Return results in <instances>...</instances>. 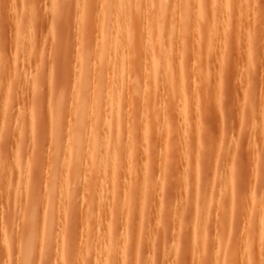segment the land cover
I'll use <instances>...</instances> for the list:
<instances>
[{"label":"rangeland","instance_id":"rangeland-1","mask_svg":"<svg viewBox=\"0 0 264 264\" xmlns=\"http://www.w3.org/2000/svg\"><path fill=\"white\" fill-rule=\"evenodd\" d=\"M102 1L0 0V264H25L29 261L25 260L26 251H31L27 252L30 264H66L68 255L63 253H70L68 259L74 257L71 254L77 256L73 258L77 261L72 260L70 264H264V0H199L198 7L205 6L206 12L199 8L202 12L192 15V10L185 27L178 19L179 7L191 0H171L167 29L173 31L175 41L166 57L178 58L179 64L174 65L180 69L181 77L177 79L182 82L176 79L177 85L178 89L182 88L186 100L182 102L189 109L185 110V117L178 110L181 89H177L178 99L176 95V100L168 96L167 101L161 92L163 100L159 92L156 95L161 99L157 96L154 99L152 87L147 93L149 96L154 92V96L150 94L149 103L146 101L147 93L142 91L145 81H139L150 50L144 52L147 50L143 37L147 13L140 6L136 24L142 25L139 29L135 26L132 34L137 37V49L142 46L138 50L141 52L134 50L127 62H131L130 67L127 64L124 67L128 70H120L123 74L127 72L126 79L117 73L118 77L121 75V86L125 83L128 87L135 82L130 74L138 76L137 80L142 77L139 81L132 78L138 87L143 86L139 87V94L134 93L138 99L134 95L128 98L129 103L123 100L127 102L125 112L122 111L125 124L121 125L123 128H115L117 133L113 131L112 137L118 149V160L115 159L118 166L115 163L114 168L118 169L107 170L111 171L110 175L103 169L101 174L105 171L108 177L99 175L103 183L100 187L98 171H93L92 163L85 162L93 128L86 122L82 131L77 128L83 134L76 133L74 128L73 133L69 125L72 120L78 121L75 109L82 100H86L83 104L87 107L83 109H92L94 101L91 102L90 93L95 88L89 90L91 80L94 78L93 86L97 88L100 77L98 81L104 87L112 83L108 81L109 76V80L114 79H111L113 61V68L108 64L101 70L104 62L100 58L99 29L108 25L107 19L102 18ZM204 16L208 23L203 20ZM154 45L156 42L151 46V54L159 53L158 45ZM132 60L136 61L135 66ZM86 65L91 74L85 70L84 75ZM108 73L111 75L107 76ZM86 75L90 82L88 77H83ZM79 77L85 88L77 83ZM161 83L163 87L169 86L168 81L167 86ZM158 85L161 86L160 82ZM78 87L81 89L74 90ZM82 87L84 91H91L85 92V97ZM79 91L82 95L77 96ZM72 95L81 97L80 103L75 98L70 102ZM57 98H60L57 108L65 112L64 118L51 122L48 107L55 105ZM73 100L77 106L72 107ZM88 100H91L90 110ZM182 117L190 129L182 123ZM101 122L103 128L104 121ZM172 127L176 130L172 131ZM101 128L100 135L104 132ZM189 130L190 136H187ZM74 134L84 135L78 141L82 146L87 143L86 148H79L82 152L86 149L85 156L80 150L67 153L68 137H76ZM105 135L108 134L105 132ZM127 149L132 153L130 158L125 156ZM75 153L86 157H81L85 164L82 167L81 158H75ZM67 155L69 158L73 155L69 159L71 165L75 163L73 169L67 163L62 164L67 161ZM68 169L74 171V178L64 173ZM58 176H64L66 185ZM62 184L72 194L65 192ZM59 193L72 198L71 205ZM55 205L60 206L57 213L61 221L54 217L56 213L50 214ZM50 207L55 208L50 210ZM52 216L58 220L55 224Z\"/></svg>","mask_w":264,"mask_h":264},{"label":"bare ground","instance_id":"bare-ground-1","mask_svg":"<svg viewBox=\"0 0 264 264\" xmlns=\"http://www.w3.org/2000/svg\"><path fill=\"white\" fill-rule=\"evenodd\" d=\"M102 1V0H101ZM134 1V0H133ZM132 0H104V1H102L103 2V4L101 5V6H103V7H101V9H103L104 8V12H103V17L102 18H105V19H107V23H108V25L107 26H104V25H102V26H104V27H99V28H101V29H99V30H101V35H102V38H101V36H100V34H99V36L100 37H98V39L100 40V38L102 39V51L101 50H99V51H101L102 53H101V57L100 58H102V61L104 62L103 63V65H102V61L101 62H99L98 61V63H101V65H102V67H101V70L104 68V66H106L107 67V65L108 64H110V66L112 67V65H111V62L113 61V66H114V68H113V70H112V72L111 73H114V74H110V73H108V75L107 76H109V74L112 76L111 77V79L114 77V79H112V80H109L110 79V76H109V79H108V81H112V83L111 84H108L106 87H104V85L102 84L103 82H99L98 80H101V77L99 78V79H97V81H96V85L98 86L97 88H96V86H93V84H95V80H94V78L91 80L92 81V83L90 84L91 85V87L89 86V85H86L87 86V88L88 87H90L89 88V90H91V88H95V90H94V92H93V90H91V91H89L88 89V91L86 90V91H84V89H83V87L85 88V84H82L83 83V81H81V79H80V77L78 78V82L77 83H81V85H83V87H82V89H83V96L85 95L86 96V93L85 92H91L90 94L92 95H90V98L92 99V101L91 102H93L92 103V105L94 104L95 105V107L94 106H92L91 104V107H92V109L90 108V105L88 104V103H90V101L89 102H87V104L89 105V110L90 111H88L87 109L85 110V109H83V108H85L86 107V104L84 105L83 103L84 102H86V100L84 101V100H82L81 101V103L80 102H78L79 101V99L81 98V97H78L77 98V96H79V95H82V93L79 91V92H77V94H76V92H75V94L77 95L76 96V98H75V96L74 95H72V96H70L71 97V101L70 102H72V98L74 99H77V102L78 103H80V104H78V108L77 107H75V108H77V109H75V110H77V115H76V118L78 119V121H76V122H74L75 120H72L73 121V123H72V121H71V124L69 123V121H68V123L70 124L69 126L70 127H72V128H70L69 130H71V129H76L75 131H78V132H76V133H79V132H81L82 130L81 129H83L84 127H86L85 125H86V122H87V125H89L88 127H90L91 128V130H92V128H93V131H91L90 130V128L89 129H87V130H90L91 132L89 133V131H88V133L90 134V140H89V142L87 141L89 138V134H88V136L87 137H85V138H87V140H86V142H88L89 143V145H90V147L89 146H86V147H88V149L90 148V151L87 149V151H88V153H85L86 152V147H85V145L87 144H84V143H82V144H84L83 146L81 145V143H79V141L81 140V139H83L82 138V136H84L85 135V131L86 130H84V135H82L83 134V132H81L82 134H77L78 136H80V138H77L78 136H76L75 134V136L76 137H72V136H69L68 137V146L67 147H69V152L67 151V153H70V154H72V153H74V152H78L80 149V146H82V147H85L84 149H85V151H83L85 154H87V158H86V161L85 162H90V164L92 163V165H94L95 166V170H93L94 172L97 170L98 172H97V179L100 177L99 175H102V177L103 176H105L104 178H106V177H108V175L105 173V171H104V175L103 174H101V172L103 171V169H105L106 171L107 170H114L115 168V163H117V166H118V162H116L118 159H117V155H118V149L116 150V148H115V146L113 145V144H115L116 142H114L113 143V140L114 139H112V137H113V131L114 132H116L115 131V128H120V127H122L123 128V122H124V115H123V112H125V110L123 111V109L125 108V107H127V102L129 103V100H128V98L129 97H133L135 94H136V91H137V93L139 94V92L138 91H140V89H139V87H142L143 86V84L142 85H139V87L137 86V84H138V82L137 81H139L141 78H139V80H137L138 79V76L136 77V76H134V74L132 75V74H130V76H134L135 78H136V80H135V78H132L131 77V79H133L135 82H132V84L131 83H129V85H127L128 87H126L125 86V83H124V85H122V86H124V88L125 89H123L122 88V86H121V84L119 83L120 81H119V79L121 78V75H120V77H118L119 76V72H120V70H124L123 72H125V71H127L128 69H124V67H125V65L127 64V62H128V60H130L129 59V55H131V53L132 52H134V50H136L137 49V47H136V44H137V42H138V40L136 39L137 37H135V35L134 34H132V33H134L135 31H136V27L135 26H137V29H139V26H140V28H141V25L142 24H139L138 25V23L136 24V17H137V14L138 13H140L141 12V9H140V6H143L142 8L144 9V10H146L145 11V13H147L146 15H144V16H146V17H144V19H146V21H144V24H145V29L143 28V30H145V34H146V36H143V33L142 32H140V33H142L141 35L143 36V37H145V46L147 47V50L145 51L144 50V52H147L148 50H150V51H148V52H150V55H149V53H147V55H148V61H149V63H147L148 61H145L144 60V62H145V68L144 69H142V70H144L145 72H144V75L142 74V76H143V78H144V76H145V80L142 78L139 82H141L142 80L143 81H145V82H143V83H145L144 84V86L142 87V91H144L145 93L144 94H146L147 93V91H148V93H149V90L150 89H152V87H154V89H155V91H154V89L153 90H151L150 92H152V91H154L155 92V96H154V92L153 93H150V94H153V96H154V99L156 98V96L157 97H159V96H161L162 97V99H161V97H159L161 100H163V96H162V94L163 95H166L167 97V101L168 100H170L169 99V97H171V99L174 97V99H175V95H176V99H178V95L177 94H179V92L177 91V89H178V82H177V76H179L178 74H181L180 73V69H179V67H177L176 69H175V65L174 64H177L176 63V60H178V58L177 59H175L174 58V56H172V58L170 57H168L169 59H167V57H166V55L167 54H169V47H171L172 46V48H174L173 46H174V39H173V37H172V34H173V31H171V32H169L168 31V29H167V22H168V18H170V16L168 15V13H169V8L171 7V5H170V3L172 2L171 0H135L134 2H133ZM177 1V0H176ZM175 1V2H176ZM193 0H191V3H189L188 1H185L184 3L182 2V4H181V6L179 7L180 9H179V17H178V19L179 20H181L183 23H184V27L187 25V24H189L187 21L189 20V14L192 12V10H193V14L192 15H194V14H197V11H198V9L199 10H204V12H206V8H205V6H204V8H201V7H198V6H200V4L201 3H199V0L198 1H196V0H194L193 2H192ZM222 1V0H221ZM221 1H218V2H221ZM231 1V0H230ZM101 2V3H102ZM174 2V1H173ZM200 2H202V1H200ZM247 2V1H246ZM181 3V2H180ZM86 4V3H85ZM176 4V3H175ZM221 4V3H220ZM247 4V3H246ZM178 5H180V4H178ZM223 5H224V3H223ZM176 7V6H175ZM223 7H226V6H222V8ZM218 8V7H217ZM219 8H221V7H219ZM222 8H221V10H222ZM196 9V10H195ZM224 9V8H223ZM88 10V9H87ZM174 10H176V9H174ZM173 10V11H174ZM228 10V9H227ZM85 11V10H84ZM102 11V10H101ZM140 11V12H139ZM195 11H196V13H195ZM219 11V10H218ZM176 11H174L173 13H175ZM199 12V11H198ZM202 12V11H201ZM201 12H199V13H201ZM144 13V14H145ZM86 14V13H85ZM201 15V14H200ZM199 15V16H200ZM203 15H204V13H203ZM205 15H206V13H205ZM207 15H208V13H207ZM210 15V14H209ZM86 16V15H85ZM169 16V17H168ZM175 16H176V13H175ZM198 16V15H197ZM197 16H195V17H197ZM100 17H101V15H100ZM172 17H173V15H172ZM189 17V18H188ZM87 19H89L88 17H86ZM141 18V17H140ZM140 18H139V20H140ZM199 18V17H198ZM204 18H205V16H204ZM200 19L202 20V17H200ZM85 20V19H84ZM103 20V19H102ZM170 20V19H169ZM174 20H175V18H174ZM178 20V21H179ZM191 20V19H190ZM204 21H206V18L205 19H203ZM202 20V21H203ZM100 21H101V18H100ZM173 21V20H172ZM176 21V20H175ZM175 21H174V23H175ZM180 21V22H181ZM203 21V22H204ZM209 21V20H208ZM86 22V21H85ZM105 22V21H104ZM142 22V21H141ZM185 22L187 23L186 25H185ZM192 22V21H191ZM197 22V21H196ZM207 22V21H206ZM205 22V23H206ZM170 23V22H169ZM174 23H173V25H174ZM182 23V24H183ZM204 23V24H205ZM208 23V22H207ZM214 23V22H213ZM29 24V23H28ZM171 24V23H170ZM191 24V23H190ZM100 25V26H101ZM173 25H171V26H173ZM197 25V24H196ZM195 25V26H196ZM216 25H217V23H216ZM192 26V25H191ZM190 26V27H191ZM194 26V25H193ZM206 25H204V28H206L205 27ZM208 26H210V23H209V25ZM221 26V25H220ZM26 27H28V26H25V28ZM143 27V26H142ZM169 27V26H168ZM183 27V28H184ZM197 27V26H196ZM195 27V28H196ZM170 28V27H169ZM181 28V27H180ZM182 28V29H183ZM192 28H194V27H192ZM191 28V29H192ZM195 28H194V31H196L195 30ZM213 28V27H212ZM173 29V28H172ZM171 29V30H172ZM29 30V29H28ZM213 30V29H212ZM217 30V29H216ZM98 31V30H97ZM140 31H142V29L140 30ZM192 31H193V29H192ZM154 32H155V34H154ZM208 32V31H207ZM100 33V32H99ZM139 33V32H138ZM191 33V32H190ZM195 32H193V34H194ZM215 33H216V31H215ZM154 34V35H153ZM192 34V35H193ZM191 35V34H190ZM208 35V34H207ZM98 36V35H97ZM24 37V36H23ZM140 37V36H139ZM142 38V37H141ZM205 38V37H204ZM97 39V40H98ZM140 39V38H139ZM207 39V38H206ZM208 41V40H207ZM156 42V45H154V47H156L157 45V48L159 47V53H157V54H155V53H153V54H151V46L154 44ZM97 43H98V41H97ZM101 43V42H100ZM142 43V42H141ZM138 45V44H137ZM140 45V44H139ZM142 45V44H141ZM22 46V45H21ZM99 46V45H98ZM145 46H144V48H145ZM97 47V46H96ZM150 47V48H149ZM23 48V47H22ZM99 48V47H98ZM140 48H142V46H140L136 51V53H140V52H138V50H140ZM149 48V49H148ZM176 48V47H175ZM19 49V48H18ZM100 49V48H99ZM20 50V49H19ZM143 50V49H142ZM155 51V48H153L152 49V51ZM15 52V51H14ZM22 52V51H21ZM97 52V51H96ZM156 52V51H155ZM175 52V51H174ZM135 53V54H136ZM133 54V53H132ZM139 56H141L142 57V55L141 54H138ZM100 56V55H99ZM99 56H97L98 57V59H100L99 58ZM137 56V55H136ZM145 56H146V54H145ZM145 56H144V59H146L145 58ZM88 57V56H87ZM111 57V58H110ZM133 57H135V56H133ZM85 58V57H84ZM90 58V57H89ZM96 58V57H95ZM136 58V57H135ZM137 59V58H136ZM80 60H83V58H81ZM87 60V59H86ZM96 60H97V58H96ZM181 61V60H180ZM83 62H85V64H86V61H83ZM134 62V63H133ZM135 62L136 61H133L132 60V64L134 65L135 64ZM143 62V63H144ZM131 62L129 61V63L127 64V67L129 66L130 67V64ZM147 63V64H146ZM88 64V63H87ZM138 64H139V62H138ZM138 64H136V67H138L137 65ZM148 64H150L149 66H148ZM179 64V63H178ZM89 65H91V64H89ZM98 65H100V64H98ZM100 65V66H101ZM147 65V66H146ZM82 66H83V64H82ZM100 66H99V73H100ZM135 66V65H134ZM85 67V66H84ZM90 68V67H89ZM97 68L98 67H96V69L95 70H97ZM112 68H110V69H112ZM135 68V67H134ZM140 68V67H139ZM83 69V68H82ZM82 69H79L80 70V72L82 71ZM107 69V68H106ZM106 69H104V71L106 70ZM133 69V68H132ZM141 69V68H140ZM140 69H137L136 68V70H140ZM178 69V73H177V70ZM78 69H77V67H76V71H77ZM85 70H87V72H89V74H91L90 73V71H88V69H87V65H86V69H83V72L85 71ZM129 70H131V68L129 69ZM191 70V69H190ZM133 71V70H132ZM79 71H78V73L80 74V76H81V73H80ZM86 72V73H87ZM102 72V71H101ZM106 72V71H105ZM110 72V71H109ZM118 72V73H117ZM137 72V71H136ZM143 72V71H142ZM85 72H84V75L86 74ZM94 73H95V75L94 76H97L98 74H97V72H95L94 71ZM103 73V72H102ZM121 73V72H120ZM127 73V72H126ZM126 73H121V74H123L122 75V78L125 76L126 77V75H128V74H126ZM129 73H131V72H129ZM138 73V72H137ZM140 73V72H139ZM74 74V73H73ZM76 75H77V73H75ZM88 74V75H89ZM97 74V75H96ZM104 74V73H103ZM102 74V75H103ZM126 74V75H125ZM136 74V73H135ZM140 74V75H141ZM198 74V73H197ZM201 74V73H200ZM101 75V76H102ZM105 75V74H104ZM103 75V76H104ZM114 75V76H113ZM137 75V74H136ZM79 75H77V77H78ZM93 76V77H94ZM100 76V75H99ZM199 76V75H198ZM208 76V75H207ZM74 77V76H73ZM76 76H75V78H77ZM84 78H86V77H88V79H89V76H83ZM82 77V78H83ZM124 77V79H126ZM153 77V80L151 79ZM179 77H181V76H179ZM178 77V78H179ZM183 78V77H182ZM196 78V77H195ZM96 79V78H95ZM151 79V80H150ZM177 79V80H176ZM84 80H86V79H84ZM123 80V79H122ZM130 80V79H129ZM75 81V80H74ZM90 82V79L89 80H87V82ZM93 81H94V83H93ZM103 81V80H102ZM127 81H128V79H127ZM130 81H132V80H130ZM152 81V82H151ZM167 81L169 82V86H167ZM178 81H181L180 79L178 80ZM194 81V80H193ZM75 82V85H74V87L75 86H77L76 83ZM123 82V81H122ZM154 82V83H153ZM159 82H160V85L162 86L163 84L161 83V82H164V86H165V83H166V86H167V88H169V89H167L166 87H159ZM182 82V81H181ZM85 83V82H84ZM98 83H101L102 85H100V84H98ZM109 83V82H108ZM135 83V84H134ZM180 83V82H179ZM86 84H88V83H86ZM131 84V85H130ZM153 84V85H152ZM178 84V85H177ZM183 84V83H182ZM182 84H180L181 86H182ZM199 84V83H198ZM99 85L100 86H102V87H99ZM195 85H196V81H195ZM194 85V86H195ZM93 86V87H92ZM177 86V87H176ZM80 87V86H79ZM77 88V89H75L74 88V90H80L81 88ZM3 89V88H2ZM179 89H181V93H182V95H181V93H180V98H181V104H179V111L181 112V114L183 113L184 114V112H186L185 110L188 108L187 106V103H183L184 101L186 102V100H185V95H184V93L182 92L183 90H182V88L180 87ZM178 89V90H179ZM127 92H126V91ZM180 91V90H179ZM198 91V90H197ZM158 92H159V96L158 95H156V94H158ZM160 92L162 93V94H160ZM192 92V91H191ZM81 93V94H80ZM135 93V94H134ZM141 93V92H140ZM148 93L146 94L147 95V100L146 101H148L149 100V96H151L150 94H149V96H148ZM176 93V94H175ZM89 94V93H88ZM196 94V93H195ZM123 95H125L126 97H124ZM9 96V95H8ZM58 96V95H57ZM61 96H62V94H61ZM82 96V97H83ZM84 96V97H85ZM136 96V98L138 97V95H135ZM134 96V97H135ZM169 96V97H168ZM88 98H89V96H87ZM196 97V96H195ZM126 98V99H125ZM153 98V97H152ZM158 98V99H159ZM59 99L60 98H57L55 101H56V103L55 102H53V103H55V105H50L49 107H50V109H49V107H48V112H49V120L51 121V122H56V120H60V119H62V118H64V116L62 115L63 113H65V112H61L60 110H59V108H57V107H59L58 105H57V103H58V101H59ZM66 99V98H65ZM64 99V100H65ZM138 99V98H137ZM175 99V100H176ZM123 100H127V102L125 103ZM132 100V99H131ZM156 100H157V98H156ZM155 100V101H156ZM180 100V99H179ZM182 100H184L183 102H182ZM196 100L197 99H195V102H196ZM199 100V99H198ZM74 101V100H73ZM133 101H134V98H133ZM140 101H141V99H140ZM160 101V100H159ZM174 100H172L171 102H173ZM189 101H191V100H189ZM45 102V101H44ZM62 102V101H61ZM77 102H75L74 101V103H70V104H72V107H74V104H76V106H77ZM143 102H145V101H143ZM152 102V101H151ZM171 102H170V104H171ZM180 102V101H179ZM52 103V102H51ZM124 103H125V107H124ZM139 103V102H138ZM148 103H149V101H148ZM153 103V102H152ZM151 103V104H152ZM159 103V102H158ZM175 103V102H174ZM174 103H172L173 105H174ZM144 104V103H143ZM57 105V106H56ZM87 105V106H88ZM147 105H149V104H147ZM154 105H156V104H154ZM153 105V106H154ZM160 105V104H159ZM159 105L157 106V107H159ZM71 106V105H70ZM146 106V105H145ZM150 106V105H149ZM163 106V105H162ZM61 107H62V105H61ZM71 107V108H72ZM94 107V108H93ZM130 107H131V105H130ZM161 107V106H160ZM171 107V106H170ZM187 107V108H186ZM193 107V106H192ZM63 108V107H62ZM87 108V107H86ZM98 108V109H97ZM74 109L72 110L71 109V112L72 111H74ZM102 109V111L100 112V110ZM152 110H153V108H151ZM164 109V108H163ZM162 109V110H163ZM64 110V109H63ZM93 110V111H92ZM97 110V111H96ZM98 110H99V112H98ZM155 110H156V107H155ZM189 109H187V111H188ZM123 111V112H122ZM135 111V110H134ZM161 111V110H160ZM89 112H90V115H91V119H90V117H89V119H87L88 118V115H89ZM93 112V113H92ZM95 112V113H94ZM98 112V113H97ZM164 112V111H163ZM179 112V113H180ZM70 113V112H69ZM74 113H76V111L74 112ZM92 113V114H91ZM187 113V112H186ZM186 113L184 114V117H185V115H186ZM71 114V113H70ZM147 114V113H146ZM154 114V113H153ZM152 115V114H151ZM56 116V117H55ZM62 116V118H60ZM71 116V115H70ZM149 116H150V114H149ZM183 116V115H182ZM72 117H73V115H72ZM128 117V116H127ZM155 117H156V115H155ZM163 117V116H162ZM178 117H179V115H178ZM184 117H182V123L184 124L185 123V127L187 126V123L186 122H184L185 121V118ZM74 119V118H73ZM70 120V119H69ZM151 120H153V119H151ZM62 121V120H61ZM61 121H60V123H61ZM101 121H104V132L102 133V135H100L99 133V131H100V128H101V124L103 125V123L101 122ZM127 121V120H126ZM147 121V120H146ZM188 121V120H187ZM50 122V123H51ZM63 122V121H62ZM101 122V123H100ZM144 122V121H143ZM164 122V121H163ZM59 123V122H58ZM77 123V124H76ZM100 123V124H99ZM130 123V122H129ZM54 124V123H53ZM64 124V123H63ZM63 124H61L60 126H62ZM73 124H75V125H73ZM124 124H125V122H124ZM165 124V123H164ZM181 124V123H180ZM56 125V127H57V124H55ZM94 127H93V126ZM121 125H123V126H121ZM154 125V124H153ZM92 126V127H91ZM173 126V125H172ZM183 126V125H182ZM143 127H145V126H143ZM184 127V126H183ZM182 127V128H183ZM189 126H187L186 128H187V130L188 129H190V128H188ZM53 128L55 129V127L53 126ZM58 128H59V126H58ZM62 128V127H61ZM60 128V129H61ZM77 128L78 129H80V130H77ZM103 128H101L102 129V131H103ZM165 128H167V127H165ZM174 127H172V131L175 129H173ZM51 129V128H50ZM53 129V130H54ZM162 129V128H161ZM52 130V129H51ZM68 130V131H69ZM168 130V129H167ZM176 130V129H175ZM186 130V131H187ZM58 132H59V130H57ZM64 131V130H63ZM71 131H73V133H75L74 132V130H71ZM101 131V132H102ZM118 131V130H117ZM120 131V130H119ZM144 131V130H143ZM194 131V130H193ZM57 133L56 131H53V133ZM105 132H106V134H108V135H105ZM146 132V131H145ZM184 132H185V129H184ZM190 130H189V132H186V133H189V135L187 134V136H190ZM117 133V132H116ZM132 133V132H131ZM144 133V132H143ZM182 133V132H181ZM60 134V133H59ZM63 134V133H62ZM69 134H71L70 132L68 133V135ZM86 134H87V131H86ZM115 134V133H114ZM58 135V134H57ZM57 135H55V136H57ZM67 135V134H66ZM129 135V134H128ZM53 136V135H52ZM54 136V138H58V137H55ZM62 136V135H61ZM86 136V135H85ZM116 136V135H115ZM196 136V135H195ZM144 137V136H143ZM67 138V137H66ZM70 138H72L70 141H69V139ZM114 138V137H113ZM53 139V138H52ZM59 139V138H58ZM80 139V140H79ZM116 139V138H115ZM129 139V138H128ZM131 139V138H130ZM79 140V141H78ZM124 140V139H123ZM54 142H55V140H53ZM56 141H58V140H56ZM52 142V141H51ZM83 142H84V140H83ZM130 143V142H129ZM118 144V143H117ZM116 144V145H117ZM57 145V144H56ZM67 145V144H66ZM130 145H131V143H130ZM130 145H128L129 147H131ZM91 146H92V148H91ZM187 146V145H186ZM190 146V145H189ZM143 147V146H142ZM134 148V147H133ZM132 148V149H133ZM136 148V147H135ZM121 149V148H120ZM129 149V148H128ZM127 149V151H125V152H127V155H125L126 157H131L130 155L132 154V153H130V151ZM131 149V148H130ZM131 149V150H132ZM68 150V149H67ZM82 150L83 149H81L80 151L82 152ZM91 150H92V154H90V156L92 155V157H91V159H92V161L93 162H91V159H89L90 158V156L88 155L89 153H91ZM139 150H140V148H139ZM58 153H59V151H57ZM62 152V151H61ZM83 152H82V154H83ZM61 155V154H60ZM74 155V154H73ZM73 155H71L70 156V158L71 157H73ZM79 155H81V154H79ZM84 155V154H83ZM107 155V156H106ZM144 155V154H143ZM76 153H75V158H76ZM85 156V155H84ZM65 157H67V159L65 158ZM64 157V159L63 160H67V161H63V163L62 164H65V163H67V165L69 164V166L71 165L69 162H70V158L68 157V155L67 156H65ZM83 158V159H85L82 155L79 157V156H77V158ZM187 157V156H186ZM82 158L80 159L81 161H80V164H81V167H82V164H84V160L82 161ZM70 159V160H69ZM74 159V158H73ZM115 159H117V160H115ZM123 159V158H122ZM128 158H126V160H127ZM193 159V158H192ZM77 161H78V159H76ZM75 160V161H76ZM90 160V161H89ZM124 160V159H123ZM115 161V162H114ZM130 161V160H129ZM132 161V160H131ZM79 162V161H78ZM82 162V163H81ZM74 163V162H73ZM72 163V165L74 166V164ZM79 164V163H78ZM89 164V163H88ZM67 165L65 166V169H66V167H67ZM71 165V166H72ZM85 165V164H84ZM112 165H114V166H112ZM73 166L71 167L72 169H73ZM76 166H77V164H76ZM110 166V167H109ZM117 166H116V169H118L117 168ZM125 166V165H124ZM63 168H62V171H63V169H64V166H62ZM78 167V166H77ZM84 167V166H83ZM107 167H109V168H107ZM114 169H113V168ZM69 168V167H68ZM65 169H64V171H65ZM79 169H80V167L78 168V171H79ZM90 169H91V167H90ZM92 169H93V167H92ZM115 169V170H116ZM126 170H130L129 168L127 169V168H125ZM67 170V169H66ZM71 170V169H70ZM101 170V171H100ZM61 171V174H63L64 175V173H66V175H68V177H71V178H74V176H73V174H72V171L73 170H71V171H69V169H68V171L67 172H62ZM77 171V170H76ZM77 171V172H78ZM100 171V172H99ZM68 172L70 173L71 172V174H68ZM93 172V175H95V173ZM107 172H109V175L111 174L110 172L111 171H107ZM114 172V171H113ZM73 173H74V171H73ZM103 173V172H102ZM60 174V173H59ZM69 175H71V176H69ZM78 175V174H77ZM113 175V174H112ZM65 176V175H64ZM64 176L62 177V176H60L63 180H61V181H63L64 182ZM73 176V177H72ZM59 177V176H58ZM59 177V178H60ZM95 177H96V175H95ZM60 178V179H61ZM70 178V180H72ZM103 178V179H104ZM100 179V178H99ZM107 179V178H106ZM58 180V179H57ZM56 180V181H57ZM70 180H69V182H70ZM60 181V185H61V183H63V182H61ZM102 180L100 179V181L98 180L97 181V183L99 184L100 182H101ZM105 181V180H104ZM57 183H58V181H57ZM58 184V186H60ZM64 184H65V182H64ZM102 182H101V186L100 187H102ZM63 185V184H62ZM66 185V184H65ZM65 185H63V187L65 188ZM58 186H56V187H58ZM12 187V186H11ZM61 187V186H60ZM105 187V186H104ZM59 188V187H58ZM75 188V187H74ZM221 188H222V186H221ZM55 189V188H54ZM62 187H61V192H62ZM57 190V189H56ZM65 190V192H67L66 190V188L64 189ZM63 190V191H64ZM68 190H69V188H68ZM100 190V189H99ZM98 190V191H99ZM71 191V190H70ZM56 193V192H55ZM54 193V194H55ZM67 193H69V192H67ZM73 193H74V191H73ZM99 193H101V190H100V192ZM58 194V193H57ZM60 194V196H62V200L65 198H67L66 196L64 197V195H66L65 193H59ZM64 194V195H63ZM69 194H72V193H69ZM86 194V193H85ZM102 195V194H101ZM55 196V195H54ZM53 196V197H54ZM71 197H72V195H70ZM69 196V197H70ZM74 196V195H73ZM89 196V195H88ZM77 197V196H76ZM74 198V197H73ZM68 199V198H67ZM66 199V200H67ZM70 199H72V198H69L68 199V201L70 202L71 200ZM101 199V198H100ZM122 199V198H121ZM54 200H56V198L55 199H53V201ZM60 200V199H59ZM73 200V199H72ZM53 201H52V203H53ZM100 201V200H99ZM59 202H61V201H59ZM58 202V204H60ZM65 202V201H64ZM72 202V201H71ZM71 202H70V205H71ZM92 202V201H91ZM264 202V201H263ZM52 203H50V204H52ZM66 203V202H65ZM94 203V202H93ZM103 203V202H102ZM105 203V202H104ZM54 204V203H53ZM67 205H69L68 203H66ZM63 205V204H62ZM52 206H54V205H52ZM56 206V205H55ZM59 205H57L56 206V208L55 207H52V209H51V207H50V210H53L54 208H55V210H53V212H50V214L51 213H56L57 215L56 216H58L59 218H57L56 216H54L56 219H58L59 221H61L60 219H61V217H60V215H59V213H57L58 211H57V207H58ZM60 207V206H59ZM67 207V206H66ZM74 207V206H73ZM64 208V207H63ZM70 208V207H69ZM207 208V207H206ZM68 208H66V210H67ZM62 210V209H61ZM55 211V212H54ZM204 211V210H203ZM202 211V212H203ZM64 212V211H63ZM90 213V212H89ZM91 213L93 214V212L91 211ZM255 213V212H254ZM203 215V214H202ZM54 217L52 216V218H53V222H54V224H55V221H57L58 222V220H54ZM90 216H88V217H86V218H88L89 220L91 219V218H89ZM94 218H95V216H93ZM99 218V217H98ZM201 219H203L202 217H200ZM87 220V219H86ZM88 220V221H89ZM204 220V219H203ZM106 222V221H105ZM203 222V221H202ZM89 223V222H88ZM51 224H53V223H50V225ZM95 224V223H94ZM111 224V223H110ZM57 225V224H56ZM52 226V225H51ZM114 226V225H113ZM56 227V226H55ZM55 227L53 226V228L55 229ZM115 227V226H114ZM52 228V227H51ZM57 228V227H56ZM63 229H64V227H63ZM200 229H201V226H200ZM51 232H54V231H52L51 230ZM61 232V231H60ZM197 232H198V230H197ZM61 233H63V232H61ZM60 233V234H61ZM199 233L200 232H198V235H199ZM246 233V232H245ZM60 236V235H59ZM62 236H64V235H62ZM61 236V237H62ZM264 236V235H263ZM198 237V236H197ZM204 237V236H203ZM56 238H58V236H56ZM200 238H201V234H200ZM199 238V239H200ZM58 239H60V238H58ZM199 239H198V241H199ZM29 240V239H28ZM30 241V240H29ZM31 242V241H30ZM29 242V243H30ZM200 242V241H199ZM225 242V241H224ZM247 242V241H246ZM92 243H93V241H92ZM246 244V243H245ZM63 246H64V244H63ZM67 246V245H66ZM98 246V245H97ZM198 246V245H197ZM78 247V246H77ZM95 247V246H94ZM245 247V246H244ZM262 248V247H261ZM27 249V248H26ZM28 249H30V248H28ZM61 249H63V248H61ZM31 250V249H30ZM68 250V249H67ZM67 250H66V252H67ZM120 250V249H119ZM247 250V249H246ZM258 250V249H257ZM62 251V250H61ZM63 251H65L64 249H63ZM27 252H31V251H26V254H25V256H27V257H25V260H26V258H28L27 260H29L28 262L27 261H25V264L26 263H28V264H30V262H31V258H29L28 256H30V253H27ZM65 252V253H66ZM71 252V251H70ZM96 252V251H95ZM200 252V251H199ZM76 253V252H75ZM261 253V252H260ZM29 254V255H28ZM70 254V253H69ZM69 254H64L63 253V255H68V257H70L69 256ZM250 255V254H249ZM60 256V255H59ZM71 256H74L73 258H76L77 256L74 254V255H72L71 254ZM76 256V257H75ZM80 256V255H79ZM221 256V255H220ZM260 256V255H259ZM262 256V255H261ZM54 257H55V255H54ZM68 257H67V259H68ZM66 259L65 261L68 263V264H70V262L72 261L73 263H75L77 260H75V262H74V259ZM79 258V257H78ZM24 259V258H23ZM77 259V258H76ZM206 260V259H205ZM64 261V262H65ZM98 261V260H97ZM65 262V263H66ZM71 262V263H72ZM62 263V262H61ZM66 263V264H67ZM77 264V263H76ZM98 264V263H97Z\"/></svg>","mask_w":264,"mask_h":264}]
</instances>
